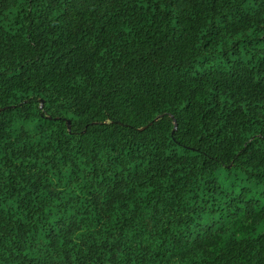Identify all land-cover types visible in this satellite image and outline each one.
Masks as SVG:
<instances>
[{
    "label": "trees",
    "instance_id": "16d2710c",
    "mask_svg": "<svg viewBox=\"0 0 264 264\" xmlns=\"http://www.w3.org/2000/svg\"><path fill=\"white\" fill-rule=\"evenodd\" d=\"M0 264H264V0H0Z\"/></svg>",
    "mask_w": 264,
    "mask_h": 264
}]
</instances>
